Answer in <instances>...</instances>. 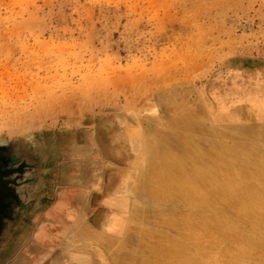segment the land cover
<instances>
[{
	"label": "rangeland",
	"instance_id": "rangeland-1",
	"mask_svg": "<svg viewBox=\"0 0 264 264\" xmlns=\"http://www.w3.org/2000/svg\"><path fill=\"white\" fill-rule=\"evenodd\" d=\"M5 176L55 208L0 264H145L200 213L264 205V0H0ZM261 220L238 228L264 246Z\"/></svg>",
	"mask_w": 264,
	"mask_h": 264
},
{
	"label": "bare ground",
	"instance_id": "bare-ground-1",
	"mask_svg": "<svg viewBox=\"0 0 264 264\" xmlns=\"http://www.w3.org/2000/svg\"><path fill=\"white\" fill-rule=\"evenodd\" d=\"M176 167L180 170L179 172H177ZM166 168L167 166H164V169ZM184 168L180 167V160L174 159L171 166L168 165V169L172 173H170L171 180L179 184L183 181L185 183L190 182L192 179L191 175ZM153 175L154 181H160V176L156 169ZM193 182H199V179L196 177ZM159 190L162 192L166 191L165 188H160ZM240 206L242 207V205ZM232 208L237 209L236 207L225 206L209 210L208 213L196 215L186 235H182V237L170 236L166 239L167 243L165 245L153 246L151 252L154 260H150L145 264H220L219 259L216 261H209V259L213 254L211 251L220 252L221 244L224 242H231L234 245L230 258L228 257L230 264H247L249 262L264 264V246L246 238L241 228H238L240 222H248V220L256 215L263 219L260 223H256V225L264 228V205L247 206L245 210H237L238 221L232 219V214L229 212ZM207 227H210L211 230H207ZM252 251L260 253V258H251L249 253ZM209 253L212 254L210 255Z\"/></svg>",
	"mask_w": 264,
	"mask_h": 264
},
{
	"label": "crops",
	"instance_id": "crops-1",
	"mask_svg": "<svg viewBox=\"0 0 264 264\" xmlns=\"http://www.w3.org/2000/svg\"><path fill=\"white\" fill-rule=\"evenodd\" d=\"M10 182L12 183V181ZM7 183H9L8 176H5L0 184V241H4L1 246L3 255L8 254V249L16 250L21 245L20 242L28 238L27 235L33 231V227L45 223L44 220H47L45 212L47 210L51 212L55 208L52 201L44 203L45 195L47 199H53L52 192L50 195V193H45L43 189L40 191L36 189L32 190L30 196L27 197V194L20 195L21 193L17 190L18 185L10 186ZM22 193L24 194V192ZM86 208L87 205L85 204L77 213L75 212L77 216L73 217L71 222L73 226L82 223ZM47 218L49 219V217ZM52 221L54 222V220ZM2 224L6 226L1 229Z\"/></svg>",
	"mask_w": 264,
	"mask_h": 264
}]
</instances>
